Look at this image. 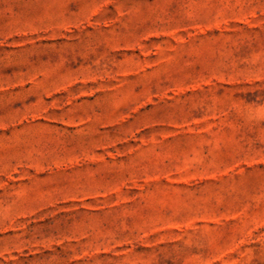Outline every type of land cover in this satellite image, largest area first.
<instances>
[{
  "label": "rangeland",
  "instance_id": "374dc122",
  "mask_svg": "<svg viewBox=\"0 0 264 264\" xmlns=\"http://www.w3.org/2000/svg\"><path fill=\"white\" fill-rule=\"evenodd\" d=\"M0 264H264V0H0Z\"/></svg>",
  "mask_w": 264,
  "mask_h": 264
}]
</instances>
